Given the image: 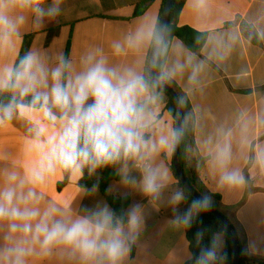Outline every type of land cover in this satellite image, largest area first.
<instances>
[{
	"label": "crops",
	"instance_id": "crops-1",
	"mask_svg": "<svg viewBox=\"0 0 264 264\" xmlns=\"http://www.w3.org/2000/svg\"><path fill=\"white\" fill-rule=\"evenodd\" d=\"M161 7L162 0H63L59 15L45 18L39 26L27 16L15 47L0 54V68L17 63L28 40V52L39 53L49 67L63 57L79 70L83 57L101 49L109 67L145 73L151 42L126 49L120 55L114 54L112 46L115 42L124 43L141 25L157 24ZM179 25L207 35L199 53L175 40L165 67L171 70L177 63L185 65L170 80L188 98L195 119V148L188 151L187 166L197 173L208 194L221 197L222 210L236 228L241 249L254 259L250 264H259L264 261V171L253 160L264 149V38L258 35L264 32V0H188ZM193 68L197 69L194 82L190 80ZM157 94L159 121L166 129H174V120L166 112L167 98ZM38 119V114H23L0 125V186L6 172L16 171L22 177L33 164L36 157L29 145L33 122ZM225 142L231 145L229 167L243 174V186H222L212 167L217 144ZM173 154L174 151L161 152L153 161V166L168 174L157 199L145 196L139 184L126 183L120 168V180L108 189L110 195L129 197L130 208L140 206L144 218L143 230L122 264H187L192 258L185 227L172 223L191 207L184 197L178 205L171 202L180 192L172 171ZM129 169V174L139 181L140 171L131 164ZM100 179L98 170L90 174L85 169L74 174L57 169L37 187L42 197L38 207L43 211L55 206L70 217L103 207L111 209L96 185H85V180L95 184ZM7 232L6 223L0 224V264H7L4 250L15 245V240L6 238ZM224 249L225 237L220 234L213 263L223 264ZM25 264L83 262L78 254L63 246L54 247L47 255L36 246L25 258Z\"/></svg>",
	"mask_w": 264,
	"mask_h": 264
},
{
	"label": "clouds",
	"instance_id": "clouds-1",
	"mask_svg": "<svg viewBox=\"0 0 264 264\" xmlns=\"http://www.w3.org/2000/svg\"><path fill=\"white\" fill-rule=\"evenodd\" d=\"M62 3L0 0V54L15 47L28 15L39 26L45 18L58 16ZM166 32V26L141 25L124 43L115 42L113 52L120 55L126 49L154 42L155 64L157 57L167 53ZM258 35L264 38V32ZM184 67L177 63L171 70L161 69L157 76L131 68L121 70L109 67L103 51L95 49L82 58L79 70L63 57L49 67L32 51L14 65L0 68V96L8 94L7 102H0V125L18 115H39L33 122L29 145L36 157L33 164L22 177L16 171L6 172L0 186V224L7 225L6 238L15 240L13 247L4 250L7 264H25L36 246L44 255L56 246L71 249L83 264H122L144 227L140 206L130 208L126 218L108 207L70 217L55 206L41 211L38 204L42 197L36 189L57 169L74 174L87 169L91 174L120 165L126 183L139 184L145 196L157 199L168 174L153 166V161L161 152L174 151L184 131L182 126L166 129L161 125L156 112L157 88ZM196 77L197 69L193 68L190 80L194 82ZM53 128L55 131H50ZM230 163V143L217 144L212 167L219 183L243 186L245 177L231 169ZM253 163L264 171V149L257 152ZM130 164L140 171L139 181L129 174ZM182 199L183 194L177 192L171 202L178 205ZM207 203V198L194 201L172 223L190 227L194 212ZM215 260L213 246L201 251L196 264H213Z\"/></svg>",
	"mask_w": 264,
	"mask_h": 264
},
{
	"label": "trees",
	"instance_id": "trees-1",
	"mask_svg": "<svg viewBox=\"0 0 264 264\" xmlns=\"http://www.w3.org/2000/svg\"><path fill=\"white\" fill-rule=\"evenodd\" d=\"M188 0H174L171 10L170 21L166 34V41L168 44L167 53L163 56L157 57L154 74L155 76L159 75L161 69H165L169 52L172 46V43L175 40L182 41L192 52L199 53L200 50L205 46L207 41V35L204 33L197 32L196 30L190 27H182L179 25V18L182 13V10ZM167 5V0H162V7L157 21V26H162L164 13ZM136 12V16H137ZM30 39V38H28ZM30 41L26 40L24 44V50L21 55H25L28 52ZM155 49L154 42H151L149 49L145 73L149 74L150 63L153 57ZM69 54V46L66 56ZM167 85H169L177 94L184 112V126H183V136L180 142V159L182 169L192 185V187L203 197L207 198L208 203L223 216H225L228 221L232 224L235 231L236 228L232 220L224 214L222 210L221 197L218 195L208 194L204 185L200 182L198 175L193 170H190L187 166V155L190 148H195L194 142V130H195V119L192 113V107L188 98L181 92V90L172 82V80H167ZM157 93L164 95L167 98L166 112L174 120V126L177 127L178 112L177 107L174 103V100L168 94L167 91L157 88ZM8 100V94L0 96V102L6 103ZM173 163V162H172ZM120 165L109 166L105 168L98 169L101 179L93 184L89 180H85L86 186L96 185L97 188L101 191L105 197L108 205L111 207L114 213L117 216H125L131 205V199L129 197H119L110 195L108 189L110 185L114 182H118L120 177L118 175V169ZM173 174L178 181V187L180 192L183 194L184 202L188 205H192L194 201H197L182 185L179 180V177L175 171V168L172 164ZM187 240L189 242V248L192 255L191 260L187 264H196V259L200 255L201 251L205 248H210L215 246V251L217 249V236L222 234L225 237V249L223 253V264H233L234 260V249L233 242L229 232L226 230L224 225L206 208H202L198 211H195L193 215V220L190 227H185ZM200 234V235H198ZM253 258L246 256L245 252L241 249V264H250L253 262ZM215 264V263H213ZM259 264H264V261H259Z\"/></svg>",
	"mask_w": 264,
	"mask_h": 264
},
{
	"label": "water",
	"instance_id": "water-1",
	"mask_svg": "<svg viewBox=\"0 0 264 264\" xmlns=\"http://www.w3.org/2000/svg\"><path fill=\"white\" fill-rule=\"evenodd\" d=\"M173 1L174 0H167V5H166L165 13H164L162 26H166L167 29H168V25H169V21H170ZM166 34H167V32H166ZM166 34H165V37H166ZM155 50H156V47L154 49V52H155ZM154 66H155V64H153V57H152V60H151V63H150V71H149V75H151V76H155V74H154ZM158 87H160L161 89L167 91L168 94L171 96V98L174 100V103H175V105L177 107V112H178L177 126H182L183 127L184 126V112H183V108H182L181 102L177 103V101L179 100L177 94L166 83H162ZM173 166L175 168V171H176V173H177V175L179 177V180L182 183L183 187L196 200H199V199L203 198L192 187V185L190 184V182L188 181V179H187V177H186V175L184 173V170L182 169L181 159H180V143L176 146V148L174 150ZM204 208H206L209 212H211L224 225L226 230L229 232V234L231 236V239H232V242H233V249H234L233 264H241V245H240V241H239V238H238V234L235 231L234 227L232 226V224L228 221V219L225 216H223L220 212L215 210L209 203H207V206L204 207Z\"/></svg>",
	"mask_w": 264,
	"mask_h": 264
},
{
	"label": "rangeland",
	"instance_id": "rangeland-1",
	"mask_svg": "<svg viewBox=\"0 0 264 264\" xmlns=\"http://www.w3.org/2000/svg\"><path fill=\"white\" fill-rule=\"evenodd\" d=\"M222 250H223V241L221 239L219 241V247H218V251H217V256L219 257V259H221V257H222V254H221L222 253Z\"/></svg>",
	"mask_w": 264,
	"mask_h": 264
}]
</instances>
